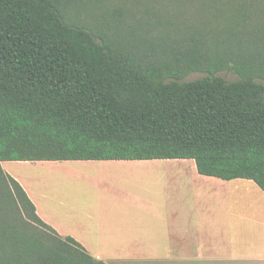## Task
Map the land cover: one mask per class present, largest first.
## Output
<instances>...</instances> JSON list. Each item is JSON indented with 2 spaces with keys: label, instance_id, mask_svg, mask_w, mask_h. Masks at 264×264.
<instances>
[{
  "label": "trees",
  "instance_id": "1",
  "mask_svg": "<svg viewBox=\"0 0 264 264\" xmlns=\"http://www.w3.org/2000/svg\"><path fill=\"white\" fill-rule=\"evenodd\" d=\"M108 1L0 0V264H106L45 223L3 162L192 159L264 192V43L152 41L163 31L136 27L137 5Z\"/></svg>",
  "mask_w": 264,
  "mask_h": 264
},
{
  "label": "crops",
  "instance_id": "2",
  "mask_svg": "<svg viewBox=\"0 0 264 264\" xmlns=\"http://www.w3.org/2000/svg\"><path fill=\"white\" fill-rule=\"evenodd\" d=\"M16 165L33 170L16 175ZM77 167L104 176L109 192L56 199L38 177ZM2 168L45 223L106 264H264V192L251 180L201 175L192 159L3 162Z\"/></svg>",
  "mask_w": 264,
  "mask_h": 264
},
{
  "label": "rangeland",
  "instance_id": "3",
  "mask_svg": "<svg viewBox=\"0 0 264 264\" xmlns=\"http://www.w3.org/2000/svg\"><path fill=\"white\" fill-rule=\"evenodd\" d=\"M210 3V5L209 2L205 4L202 0H130L129 5L133 6L131 11L137 5L134 10L143 15V20L137 19L138 21L135 22L136 27L163 31L162 36H154L152 41L161 40L168 31L172 30L179 32L215 30L217 32H213V34L227 36L231 52H234L233 43H236L233 47L241 49L240 43L252 41L250 43L254 44L252 47L248 45L244 47L248 50L254 49L256 52L249 54L256 56V53L263 48L261 44L264 43V0H219ZM112 8L111 5H108L104 11ZM81 16L83 19L89 18L86 10ZM135 36L136 39L150 41V38L146 39L141 35ZM204 76L205 74L202 73H193L185 81L197 80ZM219 76L228 81L238 78L231 72H223ZM15 168L16 171L14 170L15 172L12 173L16 175L29 174L33 170L29 166L16 165ZM72 169L78 172H68L64 175L55 169L47 172L50 173L48 176L47 173H44L38 177L40 180L46 181V186L49 187L48 191L56 199L57 195L66 196L69 194L75 198L81 192H86L85 199L93 200L91 198L95 193L101 192L105 196L106 192H109V188L112 187V184L104 183L101 180L104 176L80 171L84 170L82 167ZM88 169L90 170V168Z\"/></svg>",
  "mask_w": 264,
  "mask_h": 264
}]
</instances>
